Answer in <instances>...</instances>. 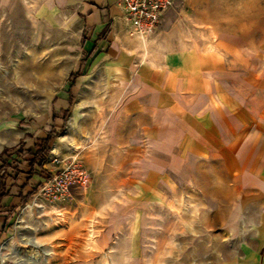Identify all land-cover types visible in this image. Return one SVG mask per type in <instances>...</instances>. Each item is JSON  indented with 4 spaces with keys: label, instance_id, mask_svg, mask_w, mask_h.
Segmentation results:
<instances>
[{
    "label": "crops",
    "instance_id": "1",
    "mask_svg": "<svg viewBox=\"0 0 264 264\" xmlns=\"http://www.w3.org/2000/svg\"><path fill=\"white\" fill-rule=\"evenodd\" d=\"M216 1L174 0L141 38L130 35L118 0H45L43 19L76 37L82 56L67 90V131L49 156L87 167L96 188L113 181L109 196L126 198L134 213L180 185L210 183L212 213L262 250V3L225 1L220 10Z\"/></svg>",
    "mask_w": 264,
    "mask_h": 264
},
{
    "label": "rangeland",
    "instance_id": "2",
    "mask_svg": "<svg viewBox=\"0 0 264 264\" xmlns=\"http://www.w3.org/2000/svg\"><path fill=\"white\" fill-rule=\"evenodd\" d=\"M225 1L234 2L218 0L215 8L224 10ZM44 3L0 0V153L15 148L13 153L22 144L31 148L35 138L48 133L57 134L48 145L53 149L67 131L60 119L53 122L52 113L67 96L72 75L81 72L80 43L45 22L40 13ZM55 157L59 163L48 156L43 164L51 177L67 167ZM82 167L89 183L63 194L51 189L47 174L35 175L30 187L41 186L13 213L9 209L17 205L27 174L20 175L17 186L6 179L0 264H264V247L260 250L246 230L212 213L218 200L204 195L210 183L180 185L175 195L160 202L150 198L134 213L130 210L136 207L130 208L126 198L117 192L109 196L113 181L96 188L95 175Z\"/></svg>",
    "mask_w": 264,
    "mask_h": 264
},
{
    "label": "trees",
    "instance_id": "3",
    "mask_svg": "<svg viewBox=\"0 0 264 264\" xmlns=\"http://www.w3.org/2000/svg\"><path fill=\"white\" fill-rule=\"evenodd\" d=\"M83 63V62H82ZM81 76L79 71L76 74L72 75L71 87L76 85L77 79ZM69 98L67 100V106L65 108H59L58 111L52 113L53 122L60 119L62 121L61 129L64 128L65 121L69 115V108L72 102V94L69 91ZM25 122L21 121V124ZM57 135V134H55ZM53 133H48L45 138H35L31 148L24 149V144L18 146L15 152H11L15 148H4L0 153V209H3V200L9 196L8 187L6 184V179L10 178L11 184H19L20 175L25 172L27 174V179L24 182L20 183L19 191L16 195L18 203L12 208L9 209L13 213L17 207H21L25 200L32 196L36 190L41 186L40 184L32 185V178L39 173L47 174V177L50 178L51 175L43 168L47 157L50 153L49 142L55 136ZM20 160V161H19ZM23 164V168L17 165V162ZM12 170V173H8V169ZM30 188V189H28Z\"/></svg>",
    "mask_w": 264,
    "mask_h": 264
},
{
    "label": "built area",
    "instance_id": "4",
    "mask_svg": "<svg viewBox=\"0 0 264 264\" xmlns=\"http://www.w3.org/2000/svg\"><path fill=\"white\" fill-rule=\"evenodd\" d=\"M118 3L130 24V35L143 38L159 29L165 12L173 6L174 0H118ZM52 161L59 163L57 157ZM50 178L51 189L61 194L68 193L73 186L87 185L90 181L87 171L77 163L68 164Z\"/></svg>",
    "mask_w": 264,
    "mask_h": 264
},
{
    "label": "bare ground",
    "instance_id": "5",
    "mask_svg": "<svg viewBox=\"0 0 264 264\" xmlns=\"http://www.w3.org/2000/svg\"><path fill=\"white\" fill-rule=\"evenodd\" d=\"M54 153H56V152H54Z\"/></svg>",
    "mask_w": 264,
    "mask_h": 264
}]
</instances>
